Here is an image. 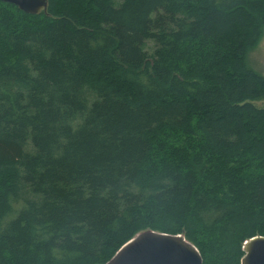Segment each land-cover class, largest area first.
<instances>
[{
    "label": "trees",
    "instance_id": "obj_1",
    "mask_svg": "<svg viewBox=\"0 0 264 264\" xmlns=\"http://www.w3.org/2000/svg\"><path fill=\"white\" fill-rule=\"evenodd\" d=\"M0 1V264H104L146 230L204 264L264 237V0Z\"/></svg>",
    "mask_w": 264,
    "mask_h": 264
},
{
    "label": "water",
    "instance_id": "obj_2",
    "mask_svg": "<svg viewBox=\"0 0 264 264\" xmlns=\"http://www.w3.org/2000/svg\"><path fill=\"white\" fill-rule=\"evenodd\" d=\"M29 14H40L48 0H0ZM242 264H264V237L245 241ZM104 264H204L199 249L184 235L146 230L135 235Z\"/></svg>",
    "mask_w": 264,
    "mask_h": 264
},
{
    "label": "rangeland",
    "instance_id": "obj_3",
    "mask_svg": "<svg viewBox=\"0 0 264 264\" xmlns=\"http://www.w3.org/2000/svg\"><path fill=\"white\" fill-rule=\"evenodd\" d=\"M248 65L264 76V35L259 44L249 53ZM259 106H264V100L256 101Z\"/></svg>",
    "mask_w": 264,
    "mask_h": 264
}]
</instances>
